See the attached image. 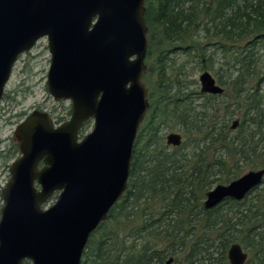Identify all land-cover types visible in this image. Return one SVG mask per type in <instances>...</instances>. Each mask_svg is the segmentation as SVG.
Masks as SVG:
<instances>
[{"label":"water","instance_id":"95a60500","mask_svg":"<svg viewBox=\"0 0 264 264\" xmlns=\"http://www.w3.org/2000/svg\"><path fill=\"white\" fill-rule=\"evenodd\" d=\"M144 3L0 0V100L18 57L46 38L47 91L55 101L71 102L70 118L57 127L46 112L34 110L14 130L20 156L1 191L0 264H80L91 235L125 193L134 142L149 109L142 81L148 48ZM198 83L201 94L224 93L206 71ZM88 119L92 131L78 141ZM238 124L234 120L230 129ZM165 143L179 147L182 137L170 133ZM263 179L260 169L214 186L204 210L242 201ZM247 258L239 244L229 247V264Z\"/></svg>","mask_w":264,"mask_h":264},{"label":"trees","instance_id":"16d2710c","mask_svg":"<svg viewBox=\"0 0 264 264\" xmlns=\"http://www.w3.org/2000/svg\"><path fill=\"white\" fill-rule=\"evenodd\" d=\"M144 9L145 63L155 61L147 73L157 82L147 92L149 112L133 147L127 189L106 219L116 222L113 231L101 224L80 264H164L170 258L171 264H228L232 244L247 252L245 264H264V179L240 202L203 208L214 186L237 179L245 167L264 169V0H145ZM170 48L189 51L213 72L215 54L231 62L230 74L216 72L224 93L185 94L179 75L173 78L174 64L162 62ZM193 96L207 102L224 97L232 110L218 117L215 104L192 107ZM234 116L239 127L232 134ZM159 122L179 127V147L163 149Z\"/></svg>","mask_w":264,"mask_h":264},{"label":"rangeland","instance_id":"374dc122","mask_svg":"<svg viewBox=\"0 0 264 264\" xmlns=\"http://www.w3.org/2000/svg\"><path fill=\"white\" fill-rule=\"evenodd\" d=\"M242 44L243 43L239 44V46H241ZM47 45L48 44L46 38L41 39L36 43L32 50L18 57L16 63L13 66L10 79L6 84L3 97L0 100V210L3 206L1 191L5 187L10 177L9 167L12 162H14L20 156L18 144L14 141L13 138L15 128L33 110L44 111L53 119L55 118L54 121H56L57 118L66 117L70 109V101H55L47 91V72L51 59ZM209 47L210 46H207V49ZM181 48L185 47L181 46ZM210 51H212V48ZM258 53L259 55H263V50L259 49ZM163 56L165 58L164 61L162 60L163 63L167 62L174 64V69L172 72L173 78H175L176 75H179L177 79L180 85L185 87V94H187L188 92L190 93L191 91L200 94V85L198 83V78L205 71L211 74L216 83H218L217 75H220L216 72L219 69L222 73H225L227 75L230 74V72L226 71V68L231 67V62H229L228 60H223L218 54H215L213 56V60L215 61V72L211 71L208 68V62L202 65L201 59L189 54V51L170 48L168 49V54H164ZM154 57H156V54L154 55ZM151 62L155 61H150L147 58L146 65L149 67ZM202 66L208 69L204 70ZM162 74L165 76V78L169 79L170 73L166 69L162 71ZM142 81L146 86L147 92L149 93L151 86H155L157 77L156 75H149V73L146 72ZM262 89H264V86L262 87ZM171 95L185 96L184 94H177L176 90H172ZM204 100L205 98H200V96L197 98L193 96L191 97V99H189V101H192L193 103L192 107L201 105L204 102L209 106L214 104L217 105L216 107L220 108V111L217 114L218 117H221L226 112V110H232V107H227V100L224 99V97L216 101H214V99H209L208 102L207 100ZM234 120L239 121V117L234 116L231 120H229V127ZM158 126L159 137L163 138L161 141V144L164 146L163 149L166 151H171L170 149H165V139L169 133H180L179 127L173 126L172 124L163 125L162 122H159ZM238 127L239 125L234 130L230 129L232 134L235 133ZM92 128V122L86 125L79 133L78 141H81L88 133H90L92 131ZM258 169L259 168L245 167L242 169L240 175ZM57 195L58 193L56 192L49 198V200L44 205L45 209L54 204L57 199ZM115 223L116 222L113 220L106 221V226L104 228L105 232L113 231ZM99 235L100 234H97L95 237L98 238ZM213 257L215 258V255ZM24 264H31V262L26 261L24 262Z\"/></svg>","mask_w":264,"mask_h":264},{"label":"flooded vegetation","instance_id":"af4514ba","mask_svg":"<svg viewBox=\"0 0 264 264\" xmlns=\"http://www.w3.org/2000/svg\"><path fill=\"white\" fill-rule=\"evenodd\" d=\"M34 111V110H33ZM40 111V110H39ZM31 113V112H30ZM147 114V113H146ZM70 115H71V102H70V109H69V111H68V113H67V116L66 117H64V118H57L56 119V121H54L55 120V118L53 119L52 117H50V115H49V117L52 119V121H53V124H54V126L55 127H57V126H59L60 124H62V123H64V122H66L69 118H70ZM146 117V116H145ZM93 123V119H88V120H86L85 122H83V124H82V126H81V128H80V130H79V132H78V137H79V133L81 132V130L86 126V125H88V124H90V123ZM143 123V122H142ZM139 130V129H138ZM173 133V132H172ZM137 134H138V132H137ZM170 134V133H169ZM179 134V133H178ZM180 135V134H179ZM136 138H137V136H136ZM135 141H136V139H135ZM134 144H135V142H134ZM166 144V143H165ZM167 146V145H166ZM168 147H171V146H168ZM172 148H177V147H172ZM165 264V263H164Z\"/></svg>","mask_w":264,"mask_h":264},{"label":"bare ground","instance_id":"6f19581e","mask_svg":"<svg viewBox=\"0 0 264 264\" xmlns=\"http://www.w3.org/2000/svg\"><path fill=\"white\" fill-rule=\"evenodd\" d=\"M44 112V111H43Z\"/></svg>","mask_w":264,"mask_h":264}]
</instances>
